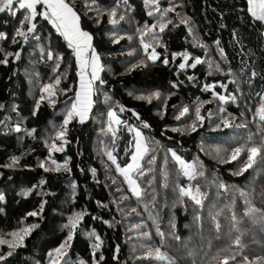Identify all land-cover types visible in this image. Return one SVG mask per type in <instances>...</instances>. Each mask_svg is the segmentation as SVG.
<instances>
[{
    "label": "trees",
    "instance_id": "obj_1",
    "mask_svg": "<svg viewBox=\"0 0 264 264\" xmlns=\"http://www.w3.org/2000/svg\"><path fill=\"white\" fill-rule=\"evenodd\" d=\"M66 1L92 36L103 81L93 82L87 118L67 125L80 88L74 50L46 18L36 16L32 33L25 24V39L16 35L25 13H0V60L13 53L0 63V240L17 242L13 234L31 228L15 249L0 243V264H162L146 258L155 249L173 264H222L231 256L228 264H264V121L257 116L264 21L250 15L247 0ZM112 10L116 25L109 23ZM57 79L49 97L43 88ZM225 120L233 126L224 127ZM135 129L148 148L132 170L139 197L119 170L135 153ZM249 147L261 149L257 162L234 175L247 154L232 160V153ZM173 152L195 165L194 178ZM197 188L200 204L180 195ZM249 208L258 210L255 218Z\"/></svg>",
    "mask_w": 264,
    "mask_h": 264
},
{
    "label": "snow or ice",
    "instance_id": "obj_2",
    "mask_svg": "<svg viewBox=\"0 0 264 264\" xmlns=\"http://www.w3.org/2000/svg\"><path fill=\"white\" fill-rule=\"evenodd\" d=\"M95 0H93V3ZM150 3L158 4L159 0H149ZM248 3V12L250 15L259 21H264V0H247ZM16 5L17 7H14ZM37 5H43L46 8V11L37 12ZM10 12L13 17L16 16L17 11H23L25 14L23 15V18L20 20V29H17L16 35L17 36H23L25 39H27V34L25 31H22L21 29L25 24L28 25L27 27V33L34 32L36 28V24L33 23V20L36 18L37 15H40L44 18H46L50 23L53 24V26L56 28V31L61 33V35L65 38V40L68 43V47L72 48L74 50V55L76 58V62L79 65V72L78 75L80 77V88L79 91L76 92L75 100L72 103L71 110L67 113V118L64 120V125H67L69 121L74 117H79L80 121L83 122L87 118V112L91 109L92 106V93H93V82L100 80V77L98 75L99 71L101 70L100 64H99V56L96 53L95 49L92 48V37L89 33L83 31L80 27V16L77 14V12L70 6L66 0H0V13L4 12ZM152 13L149 12V15ZM110 19L109 23L112 25H116L119 23V20H117L115 17L117 16L116 10H112L110 13H108ZM120 20H123L124 17L120 16ZM6 38L5 34L3 32H0V39ZM15 42V41H13ZM145 50L150 47L149 45H144ZM89 50H91L89 54ZM13 53H8L7 56H11ZM17 58H19V53L14 54ZM7 56L0 60V63L7 64L8 59ZM49 58H51V53H49ZM158 58V55L156 54L155 50L153 49L152 54L149 56V59L152 61H155ZM185 59H187V56L185 55ZM164 63L167 64V59L164 60ZM196 63H201L200 60H196ZM195 67V65H192ZM181 68H184L185 65L181 64ZM91 68V72H88V69ZM90 77V78H89ZM60 81L57 79L55 81V84H48L45 85L43 88V91L48 94L49 97L55 96V86L59 85ZM100 83H103L102 80H100ZM211 87V86H207ZM157 98L159 97V93L154 94ZM139 99H148L151 100V97H138ZM45 99L44 96H41V100ZM221 100H225L226 97L221 96ZM234 99V97H233ZM37 107H39V104H37ZM120 111H124L123 108L120 109ZM189 111L188 108H185L183 112H181V116H183L185 113ZM108 116L110 120L115 124H120L121 121L116 116V113L114 111H110L108 113ZM196 116L198 120H203V117L200 116V109L196 108ZM257 116L261 121H264V102L261 103L259 108H257ZM179 119V117H177ZM224 127H232L229 123V121L225 120ZM147 127V125H145ZM109 130L113 131L112 124L109 125ZM192 131H196V124L194 123L191 126ZM16 131H20L19 127H17ZM175 131V129H174ZM66 134V130L60 131L57 133V139H63ZM140 133H137V136H139ZM54 151H61L62 148H56L55 145L52 146V149ZM148 151V148L146 145L139 144L137 145V155L133 157V160H138L142 157L144 153ZM242 152H246L247 154V162L245 163L244 167L239 170V172L234 173V175H242L244 172H246L249 168H252L253 165L257 162V158L260 156L261 149L259 147H249L247 149L244 148H236L234 152L232 153L231 159L236 160L238 157H240ZM108 158L115 163V157L112 156L111 152L107 153ZM172 156L174 159L180 163L182 169L184 170V175L189 176L191 178H194L195 176V165L192 164H185L183 160L180 159V157L176 156L175 152L172 153ZM15 162V158H14ZM53 163H55L53 161ZM136 167H139V164L135 165ZM41 167H43V164H41ZM133 168V165H129L128 169H119L126 177H128L129 183L132 185L131 191L134 195L139 197L141 195V192L139 190V187L135 184V181L131 179L130 176H128V172L130 169ZM47 170V169H46ZM143 174V173H141ZM202 174V173H201ZM43 183V181H42ZM221 187H225L224 185H221ZM181 196H188L192 200L195 201L196 204H200V195L199 189L197 188L195 192H193L192 189H181L180 190ZM243 195V193H242ZM3 199V196H0V200ZM258 210L254 208H249L248 213L246 215L253 216L255 218V214ZM30 215H37V213H30ZM82 219V215L78 214L77 217L70 218L69 225L72 228H75L77 224L79 223V220ZM232 220L234 221V227L236 222V216L233 214ZM261 222H264V214L260 217ZM69 225H66L68 227ZM35 227V226H33ZM217 228H219V225L217 224ZM23 235L14 233L13 235L17 238V242H7L0 240V243H8L9 248L15 249L16 247L20 246L24 240V237L28 235L31 232V228L23 229ZM90 235H94V233H91ZM72 239V235L69 234L68 240L70 241ZM99 239V237H97ZM67 241L65 242V244ZM235 243L237 245L241 244L240 238L237 237ZM65 244H62L59 248L55 250V253L57 257L63 256L62 249L65 247ZM95 247H99V245H95ZM8 255H12V252H9ZM51 256L52 253H49ZM146 258L155 259L156 261L162 262V264H173L170 257H168L166 254L161 252L160 249H155L152 251H149L147 253ZM5 259L3 255H0V260ZM235 260V256H231L228 258H225L222 264H228V260ZM53 264H58L57 261H53Z\"/></svg>",
    "mask_w": 264,
    "mask_h": 264
},
{
    "label": "rangeland",
    "instance_id": "obj_3",
    "mask_svg": "<svg viewBox=\"0 0 264 264\" xmlns=\"http://www.w3.org/2000/svg\"><path fill=\"white\" fill-rule=\"evenodd\" d=\"M89 51H91V50H89ZM89 54H90V52H89ZM99 64H100V60H99ZM100 65H101V64H100ZM78 66H79V65H78ZM79 70H80V69H79ZM88 72H89V73L91 72V68L88 69ZM99 72H100V71H99ZM98 75H99V73H98ZM89 78H90V77H89ZM137 133H140V135L137 136ZM135 135H136V141H135V153L132 155V158H131L130 163H129L126 167L121 168V169H128V166H129V165H133V168L130 169L129 172H128V176H130L131 179H132L133 181H135V179L132 177V170L135 169V167H136L135 165H136V164H139V163L141 162V159H142V157H141V158H139L138 160H135V161L133 160V157L137 155V145H138V143H139V144L146 145V144H145V138H144V135H143L141 129H135ZM142 156H143V155H142ZM127 179H128V177H127ZM135 183L137 184L136 181H135ZM130 185H131V184H130ZM137 185H138V184H137ZM131 186H132V185H131Z\"/></svg>",
    "mask_w": 264,
    "mask_h": 264
},
{
    "label": "crops",
    "instance_id": "obj_4",
    "mask_svg": "<svg viewBox=\"0 0 264 264\" xmlns=\"http://www.w3.org/2000/svg\"><path fill=\"white\" fill-rule=\"evenodd\" d=\"M67 2V1H66ZM71 6V5H70ZM41 8V12H43V11H46V8H45V6H43V5H37V8ZM72 7V6H71ZM80 27H81V24H80ZM82 29V28H81ZM83 30V29H82ZM84 31V30H83ZM86 32V31H85ZM92 37V36H91ZM91 43H92V41H91ZM89 52H91V51H89Z\"/></svg>",
    "mask_w": 264,
    "mask_h": 264
}]
</instances>
